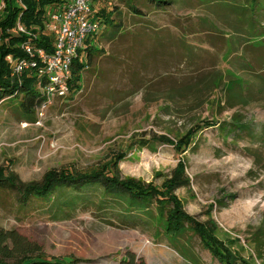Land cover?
Listing matches in <instances>:
<instances>
[{
  "label": "rangeland",
  "instance_id": "1",
  "mask_svg": "<svg viewBox=\"0 0 264 264\" xmlns=\"http://www.w3.org/2000/svg\"><path fill=\"white\" fill-rule=\"evenodd\" d=\"M94 7L112 23L95 38L80 90L56 98L33 123L20 116L23 97L0 104V167L31 182L53 168L101 166L123 154L122 177L161 185L183 159L190 184L176 195L184 210L213 219L234 264H264V0H98ZM188 135L185 151L165 141ZM15 195L0 189V228L48 259L227 264L193 231L183 237L188 258L169 238L123 226L96 206L55 219L48 203L22 206Z\"/></svg>",
  "mask_w": 264,
  "mask_h": 264
},
{
  "label": "trees",
  "instance_id": "2",
  "mask_svg": "<svg viewBox=\"0 0 264 264\" xmlns=\"http://www.w3.org/2000/svg\"><path fill=\"white\" fill-rule=\"evenodd\" d=\"M152 1L157 4L159 2ZM251 1L255 6L259 0ZM60 2L61 0H3L4 8L0 12V104L7 99L23 97L19 103L22 108L20 112L30 120L35 113L37 117V108L45 101L38 85L37 69L40 64L15 75L7 57L28 59L29 54L22 48V44L28 40L48 52L53 50V35L48 30V14L51 7ZM131 8L134 13H140L134 6ZM97 14L106 27L112 23L105 10ZM95 38L94 45H87L83 50L85 55L80 54L73 63L69 81L71 94L80 90L82 74L90 65L94 53L98 51ZM259 82L264 86V77ZM189 137H182L175 143L167 138L165 141L171 142L181 152L188 147ZM115 156L101 166L86 169L53 168L40 181L31 182H23L17 174L0 167V189L15 192V198L22 206L36 200L48 203L55 211V219L69 217L72 210L82 204L96 206L101 211L105 210L123 226H145L154 235L169 238L174 248L188 258L189 245L183 237L187 232L193 231L215 257L227 264L235 263L237 258L216 235L217 224L213 219L198 221L184 210L181 199L176 195L179 188L190 184L183 159H180L163 183L158 185L133 177H122L118 164L125 155L120 154L114 158ZM0 264H76V261L48 259L38 245L14 230L0 228ZM130 264L144 263H137L132 257Z\"/></svg>",
  "mask_w": 264,
  "mask_h": 264
},
{
  "label": "built area",
  "instance_id": "3",
  "mask_svg": "<svg viewBox=\"0 0 264 264\" xmlns=\"http://www.w3.org/2000/svg\"><path fill=\"white\" fill-rule=\"evenodd\" d=\"M95 1L61 0L51 7L48 14V30L53 35L51 52L28 40L22 44L29 54L28 59L7 57L15 75L40 64L37 69L38 85L45 101L37 108L39 121L56 98H66L70 94L69 81L74 61L87 45H94V38L105 27L94 7ZM19 28L24 31L22 26Z\"/></svg>",
  "mask_w": 264,
  "mask_h": 264
},
{
  "label": "crops",
  "instance_id": "4",
  "mask_svg": "<svg viewBox=\"0 0 264 264\" xmlns=\"http://www.w3.org/2000/svg\"><path fill=\"white\" fill-rule=\"evenodd\" d=\"M20 116H21V118H22V121H28V122H30V123H33L34 122V120H35V118H36V116L33 114L32 115V119L30 120V119H27L21 112H20Z\"/></svg>",
  "mask_w": 264,
  "mask_h": 264
}]
</instances>
